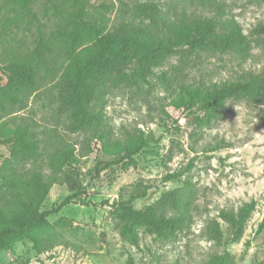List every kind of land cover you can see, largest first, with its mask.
<instances>
[{"label":"rangeland","instance_id":"rangeland-1","mask_svg":"<svg viewBox=\"0 0 264 264\" xmlns=\"http://www.w3.org/2000/svg\"><path fill=\"white\" fill-rule=\"evenodd\" d=\"M85 1L84 19L106 32L126 8L156 3L169 17L219 13L235 21L248 42L242 55L185 54L175 49L154 70L148 84L107 85L98 108L102 124L75 133L67 130L70 119L57 110L53 90L62 59L41 70L38 87L12 114L0 118L8 129L28 125L39 140L41 158L12 160L8 146L0 145V173L26 180L34 171L52 174L50 161L68 149L70 164L57 176L75 181L83 192L82 202L73 201L49 215L51 228L38 233L37 241L24 238L1 250L0 264H208L213 254L224 251L236 264H264V105L236 97L217 109H201L197 104L184 110L179 105L180 98L186 99L200 85H221L262 68L264 36H253L251 31L264 24V2ZM55 3L34 0L30 11L35 19L24 15L12 22L15 14L5 12L6 0H0V67H13L31 54L40 33L45 39L55 37L75 17L76 8ZM102 131L109 145L135 138H143L147 144L132 160L109 165L119 156L105 153L101 143L94 144ZM171 174L178 176L165 180ZM138 183L148 190L146 196L131 203L134 209L155 205L156 214L185 217L172 235L149 233L144 226H138L135 242L121 235L124 221L115 212L116 203L126 201ZM170 192L180 200L177 209L165 199ZM5 193L0 182V207L5 205ZM69 195L64 182L53 184L41 211L57 208ZM249 203L254 209L239 238L225 247L217 245L210 234L213 223L219 224L225 237L228 227L220 213H237Z\"/></svg>","mask_w":264,"mask_h":264},{"label":"trees","instance_id":"trees-1","mask_svg":"<svg viewBox=\"0 0 264 264\" xmlns=\"http://www.w3.org/2000/svg\"><path fill=\"white\" fill-rule=\"evenodd\" d=\"M33 1L6 0L3 10L15 14L10 20L12 22L24 15L35 19L30 11ZM51 1L54 6L56 1L70 4L76 8L75 17L69 19L63 31L55 37L45 39L40 33L28 57L13 67H0V118L12 114L17 106L24 103L28 93L38 87L39 72L50 63L56 64L59 58L62 59L61 72L53 85L57 110L67 115L70 119L67 130L75 133L102 124L98 108L103 103L107 85L119 88L148 84L154 70L175 49L185 54L242 55L248 42L238 24L222 18L219 13L211 17H169L156 3H136L133 8H126L118 22L106 32L101 26L84 19L85 0ZM189 1L208 4L213 0ZM142 20H147L148 24L144 25ZM85 26L91 30L85 29ZM251 34L264 36V24L255 26ZM187 96L186 99H179V105L184 110L197 104L201 109H217L231 97L264 105V65L257 72L250 71L221 85H200ZM4 125L0 124V145L8 146L12 160L37 161L41 158L39 140L28 125H19L14 129ZM99 143L105 153L119 156L109 165L132 160L147 144L145 139L135 138L109 145L104 131L98 133L94 144ZM70 154L66 149L50 161L52 174L34 171L33 177L26 180L22 176L0 173L1 186L6 190L5 205L0 207V251L13 247L24 238L37 241L38 233L51 228L47 219L49 215L58 213L73 201L82 202L80 197L83 192L75 181L67 176H57L64 166L70 164ZM177 176L167 175L165 180ZM59 182L66 184L70 195L57 208L41 211L52 185ZM147 190L148 187L138 183L126 201L116 203L115 212L124 221L121 235L134 242L138 226H144L149 233L156 235H172L185 222L184 216L156 214L155 205L134 209L131 203L146 196ZM165 199L172 208H179L180 200L174 192L166 194ZM253 209L254 204L249 203L237 213L222 211L220 217L228 225L227 236L215 222L210 229L211 238L222 247L237 240ZM208 264L236 263L224 251L213 254Z\"/></svg>","mask_w":264,"mask_h":264}]
</instances>
